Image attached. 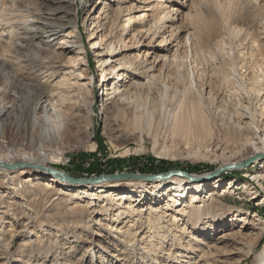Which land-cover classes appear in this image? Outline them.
<instances>
[{
  "label": "rangeland",
  "instance_id": "374dc122",
  "mask_svg": "<svg viewBox=\"0 0 264 264\" xmlns=\"http://www.w3.org/2000/svg\"><path fill=\"white\" fill-rule=\"evenodd\" d=\"M21 1L31 2L34 10H45L43 17L49 15L50 19L54 16L52 14L54 12L48 10L53 4L45 0H0V18L5 17L6 13L8 14L6 18L9 17V10L3 9L4 4L12 10L15 4ZM75 1V6L66 11L67 13H65L67 10L65 8L57 12L59 16L57 21L63 25L62 29L45 24L43 21L34 22L40 27L39 30L34 27L39 33L34 43L42 44V47L57 49L63 47L60 38L71 32L73 29L70 26L77 22L78 33L82 37V47L86 52L81 55L85 57V64L82 68L88 78H93L91 86L94 92L93 114L87 115L83 106V98L79 97L74 124L77 135L67 139L69 150H65L64 160L60 164H54L55 168L84 177L88 175L86 168L90 166L89 164L97 162L100 164L102 161L103 164L99 166L102 174H111V172L155 174L170 170H183L202 178L203 175L223 166V158L216 147L224 144L223 132L228 130V126L237 124L242 115L246 116L249 122L264 119V104H261L254 94H251L254 86L258 85V81H261L260 85L264 84V0H150L146 4L136 0H127L128 3L142 5L145 9L140 13L134 12L133 15L138 16L147 12L149 16L139 23H132L129 27L126 26L128 23L125 21L126 14L122 15L119 20L112 18V20L115 19V37H119L126 27L128 28L129 33L124 34L128 44L131 43L132 33L149 28L150 16L155 10L158 12L155 13L157 20L163 15H171L169 11L172 9L175 12L178 9L181 14L175 15L176 22L169 23L166 20V26L160 22L164 28L160 25L158 31L164 32L166 37L170 35L174 37L167 38L172 42L169 44L171 45L169 46L170 52L166 59L169 60L161 63V71L155 83L144 89L132 90V93L130 92L127 96L130 106L120 113L104 110L101 107V100L104 97L102 90L105 86L102 88V85H99L98 60L88 40L91 23L84 22V14L94 0ZM147 5H157V7L152 11V6L149 10L146 9ZM171 24L174 27L171 30L176 34L170 31ZM1 27L5 28V25L1 24ZM1 27L0 32H2ZM91 28L94 29L95 25ZM60 30L63 31L60 32ZM57 32L59 33L56 34ZM187 37H190L191 46L185 43ZM6 38H8L7 34L4 35V39ZM157 39L161 40L160 33L153 43L155 46L159 44ZM177 40L180 44L179 48L175 45ZM180 40L182 41L179 42ZM7 45L10 46L7 43L5 47ZM1 48L0 43V53L3 51ZM7 49L10 58L13 54H17L16 50L6 47ZM139 49L144 57L149 47ZM20 50V55L24 59H35L38 58L36 55H40V53L36 54L31 47ZM153 50L159 51L158 48ZM176 50L179 52L177 53ZM136 53L138 54V49L132 51V54ZM69 55L76 56L74 53ZM36 60L38 62V59ZM1 61L3 60H0V109L3 104L8 105L9 109L0 118L5 122V126H8L6 137L12 138L13 131L24 127L19 126L20 120L26 117L27 107H30L34 100L33 93L27 88L23 91L8 88V95L3 96V89H6L7 84L2 83L1 78L5 74V82L12 84L14 72L10 68L11 61L7 62L4 67ZM45 78H47L46 74H40L41 80ZM81 92L87 96L85 91L81 90ZM199 99L202 101L201 107L206 115L208 126H213L212 134L205 132L198 120L192 116L193 105ZM182 101L188 107L187 111L191 116V120L184 126L193 127L190 130L170 129V126H174L172 113L181 106ZM109 121L111 126L108 124ZM254 126L257 125L254 124ZM87 127L91 128V133L88 132ZM111 127L114 130L111 131ZM22 133H25L23 128ZM36 133L38 134V130ZM126 134L129 137H125ZM94 143H96L95 148L92 147ZM14 147L22 146L10 144V148ZM244 153L240 155H245ZM255 162L256 160L246 167L224 170L216 178L207 180V185L214 183L217 179L223 180L225 184L232 181L230 184L232 189L228 192L223 193L225 185L217 188L214 204L210 205L208 214L201 215L202 221L209 223L211 230L197 233L191 221L187 222V218L183 217L177 226L185 223L187 231L186 234L180 236V232L175 231L177 226L171 224V215L174 213L172 211H169L165 222L159 224L156 232L159 234L149 233L146 229L144 234L156 236L151 238L153 240L151 244L155 248L154 251H158L157 259L148 256L150 253L147 245L149 246L150 243L138 242L135 246H130V243L126 244L121 241L123 238L111 227L118 223L122 226L128 220L114 223L113 218L117 213L113 209L118 207L112 210H101V205L111 208L109 200L105 197L93 201L92 209H87V207L76 209L75 202L86 205L89 200L72 198L66 193L59 195L62 199L57 200L47 193L39 192L36 188L15 192L16 190H13L10 184H0V264H158L156 261L163 262L165 261L163 259H167L165 261L167 264H178L179 259L175 256L186 253L182 248H177L176 243L172 246L174 240L172 241L171 234L175 232L185 245L190 243L191 234L195 232L199 243L196 245L195 240L192 243L198 246L200 251V248L207 250L204 244H218L221 249H230L232 252L228 254L217 255L221 264H259L257 254L264 250V233L259 236L252 253L248 255L245 252L248 250L250 240L254 241V239L249 240L246 237L254 235V230L248 223L232 219L245 213L248 221L256 222L258 218L264 220V188L255 183L258 189L255 195L258 198H254L252 192L256 190L249 191L250 187H248L253 181L244 176L247 170H250V173L257 170ZM119 163H122V168L118 167ZM151 165L155 167L156 172H142ZM231 171L240 173V176L226 175ZM48 175L44 177L47 178ZM91 176L98 175L92 174L87 177ZM246 182L248 185L245 184ZM147 193L148 191L142 194L153 196ZM207 193L206 190L203 193L201 191L200 195L204 197ZM135 195L136 199L143 201L139 205L152 204V200L141 196V192ZM163 195L167 196L166 191ZM152 198L159 200V197L153 196ZM232 212L234 214H231ZM222 213H225V218L216 222L214 216ZM229 229L239 233L236 238L242 241L241 244H235L232 240L225 241L228 244L218 243L219 235ZM242 235L246 236V240L241 238ZM25 241H30V244L24 246ZM162 241H165L164 245ZM169 252L170 254L166 255ZM162 255L166 256L162 257ZM188 256L182 257L185 259H182L184 261L180 264L188 262L195 264L198 261L196 254H188ZM211 262L216 264L215 261Z\"/></svg>",
  "mask_w": 264,
  "mask_h": 264
},
{
  "label": "bare ground",
  "instance_id": "6f19581e",
  "mask_svg": "<svg viewBox=\"0 0 264 264\" xmlns=\"http://www.w3.org/2000/svg\"><path fill=\"white\" fill-rule=\"evenodd\" d=\"M45 1L53 4L52 7L48 9L50 12L51 10L54 12L52 13L54 16H51L52 18L50 19L49 15L43 17L45 10H34L31 5L32 3H28V1H21V3L15 4V8H11L12 10H10L7 4H4L3 7L4 10H9V17L6 18V13L5 17L0 18V27L1 24L5 25V28L1 27L2 32H0L1 50H3L0 53V60H3L1 61L3 67L7 65V62L11 61L12 64L10 68L14 72L12 84L5 82V74H3L1 78L2 83L7 84L6 89H3V96L6 97L8 95V88H14L19 91H23L27 88L33 93L34 101L30 107H27L26 117L21 119L19 123V126H24L22 128L25 133H22L21 128L13 131L12 138L6 137L8 126H5V122L0 118V163H34L36 165L55 167L54 164H60L64 160L65 150H69V144L66 143L67 139L77 135L74 124L76 123L75 110L79 104V97L83 98V106L86 109L87 115L93 114L92 104L94 101V92L91 89L93 78H88L82 68L85 64V57L81 55H84L86 52H84V48L82 47V37L81 34L78 33L77 22H74V24L70 26L73 29L71 32L66 33L63 38L59 37L61 39L60 43L63 46L61 47L62 49H59L60 47H58V49L54 47H42V44L34 43V39L39 34L35 29H40L34 22L43 21L45 24L54 27L58 26L62 29L63 25L59 24L57 21L59 20L57 12L65 8L67 9L65 13H67L66 11L72 6H75L76 1ZM136 1L146 4L149 3L150 0ZM124 4H126V6H123ZM127 4L129 5L127 6ZM157 5H151V10L153 11ZM151 6L147 5L148 8L146 9L149 10ZM165 8L167 9V7ZM143 10L145 9L142 5H136L132 2L128 3L127 0H94L90 8L84 14V22H90L91 27L95 25L94 29L91 27L89 28L88 40L91 42V49L98 60L100 72L99 85H102V88L105 86V89L103 88L102 90V95L104 97L101 100V107L104 110L108 109L114 113H120L128 108L130 106L127 99L128 94L134 89H144L148 85L155 83L161 71V63L168 58V53L170 52L169 46H171L169 44L172 42L170 40L168 41L167 38L172 35L166 37L164 32L158 31V29L161 25L160 22L166 26V20L169 23H173V21L177 20L175 15L181 14L178 9L176 12L174 9L170 10L169 12L171 15L168 14L169 16L163 15L162 17L160 15L161 18L158 20L155 17V13L158 12H155V10L150 16L149 28L140 29L132 33L130 44H128L126 37H124V34L128 32L127 27L119 37H115L116 27H114L115 19L112 20L113 17L119 20L122 15L126 14L125 21L128 22L126 26L129 27L132 23H139V21L149 17L147 12L139 14L138 16L133 15L134 12L140 13ZM15 17H17V19ZM164 26L162 27L164 28ZM172 26L173 24L169 26L171 27L170 31H173L171 30L174 28ZM131 30H133L132 27ZM62 31L63 30H60V32ZM161 32L163 34H161ZM58 33L59 32L56 34ZM159 33L161 40L159 41L157 39L159 44L155 46L153 43ZM6 34L8 38L4 39V35ZM173 37L174 36H172V38ZM178 40L175 44L177 45L176 47L180 45L178 44ZM146 41L148 42L145 43ZM181 41L182 40L179 42ZM7 43H9L10 46L7 45L6 47L14 49V51L16 50L18 55L15 53L11 58L9 57L7 54L8 49L6 50L5 47ZM185 43H189V46L192 45L190 37L186 38ZM145 46L149 47V49L145 52V56L143 57L139 48H144ZM25 47H31L36 51V54L40 53V55H36L38 58L24 59V57L20 55V49ZM154 48H158L159 51H154ZM134 49H138V54H132ZM152 50L153 52H151ZM75 52L77 54H75ZM70 53H74L76 56H71L72 54L69 55ZM36 59H38V62ZM42 73L46 74L47 77L44 80L40 79V74ZM193 82H195L194 78ZM258 82L260 83L261 81ZM259 83L258 85L256 84L257 86H254L253 93L251 94H254L257 100H259L261 104H264V84L260 85ZM256 88H259V90ZM81 90L85 91L87 96H84ZM201 105L202 101L199 99L197 103L193 105L192 116L198 120L202 125L201 128L205 132L208 131L212 134L213 126H208V121ZM8 109L9 106L3 104L0 109V116L6 114ZM187 109L188 107L185 106V103L182 101L181 106L172 113L174 126H170V129L186 128L190 130L193 127L184 126L191 120V116ZM246 118V116L242 115L241 120H239L237 124L227 127L228 130L223 132L224 144L217 145L216 149L220 151V155L223 158V165L236 164L239 167H246V165L249 166V164H247L249 160H252V163L256 160L255 164L257 165V170L251 173L250 170H247L244 176H246L248 180L253 181L252 183L249 182L251 184L248 186L250 187L249 191H254L255 189L256 191L252 192V194L255 196L254 198H258V196L255 195L258 191L255 183L264 188V157H261L264 156V119L261 118V120L249 122ZM108 124L110 126L112 125L110 121ZM254 124L257 126H254ZM36 130H38V134ZM87 130L91 133L90 127H87ZM110 130L112 131L114 128L111 127ZM27 131H29V134H27ZM125 137H129V135L126 134ZM9 143L22 147L10 148ZM92 147L95 148L96 143H94ZM242 152H245V155H240ZM249 157L250 159L246 160ZM245 160L246 162H244ZM47 175L48 173L33 168L11 170L7 167L0 166V184H10L12 189L14 188L13 190H16L15 192L23 189L36 188L39 192L47 193L51 195L50 197L56 198L57 200H61L62 198L59 195L64 193L70 195L72 198H87V200H89L86 205L75 202L74 207L76 209H86V207L87 209H92L93 201L105 197L109 200L111 208H107L106 205H101V210H112L114 207H118L113 209L117 213L116 215L114 214L116 217L114 216L113 222L117 223L121 220H128L127 222H129H126V224L124 222L122 226L119 223L112 225L111 229L123 238L121 241L126 244L130 243V246H135L138 242L150 243L149 246L147 245L150 253L148 256L155 259H157L156 256H158V251H154L155 248L153 244H151V241H153L151 238L156 236L152 234L147 235L148 233L144 234L146 229L149 233H156L159 224H162L161 222L168 216L169 211H172L174 213L171 215V224L173 223L177 226L183 217H186L187 222L191 221V224L196 227L197 233L207 232L211 230L209 227L210 224L202 221L201 215L208 214V209L214 204V195L217 194L218 187L225 185L223 186V193L232 189V185H230L232 181L225 184L223 180L217 179L214 183L207 185L206 183L209 179L203 177L191 179L180 175H174L168 179H155L150 181L139 179L113 180L102 182L97 185L86 186H71L61 182L59 178L53 175H48V177L45 178L44 176ZM245 184H247V182ZM247 185L246 188H248ZM161 187H163V189H160ZM205 190L208 191V193L203 197L200 193L201 191L203 193ZM147 191V194H153L156 198L159 197V200L164 198L163 201L153 199V196L149 197L146 194H142ZM164 191H166L167 196L163 195ZM139 192H141V196L150 198L152 204L139 205V203L143 202L136 199L137 196L135 194H139ZM188 207L190 209H188ZM231 214L234 213L232 212ZM186 218H184V220ZM223 218H225V213L214 216L216 222ZM232 219L246 222L252 227V230H254V235L252 236H241V238L245 240L246 238L249 240L251 238L254 239V241L250 240L248 250L245 252L250 255L255 247L257 239L264 233V220L258 218L256 222L248 221L245 213L239 214L238 218L233 217ZM175 231H179L180 236L186 234L187 227L185 223L178 225ZM177 232L171 234L172 241L174 240L172 246L176 243V247L182 248L186 253L185 255L177 253L179 255H176L175 258L179 259L177 260L178 264L184 261L182 259L185 258L182 257H189L188 254H196V256H198V261H196L195 264H215L211 261H215L216 264H221L217 255L220 256L232 252L230 249H221L218 244H204L207 250H205V248H200V251L199 247L196 246L197 243H199V239L195 236V232L191 234L190 243H187V245L183 244ZM237 235H239V233L236 230L229 229L219 235L218 243L232 240L235 244H241L242 241L236 238ZM193 240L196 241V245H193ZM163 242L165 241H162V244ZM225 243L228 244L227 242ZM29 244L30 241L24 242V246ZM198 251H200V253ZM197 253H199V255H197ZM168 254H170V252L166 253V255ZM166 255H162V257ZM163 260L166 261L167 259ZM165 261L156 262L158 264H167ZM168 261H170V259H168ZM257 262L259 264H264V250L257 254ZM187 264L191 263L188 262Z\"/></svg>",
  "mask_w": 264,
  "mask_h": 264
},
{
  "label": "water",
  "instance_id": "95a60500",
  "mask_svg": "<svg viewBox=\"0 0 264 264\" xmlns=\"http://www.w3.org/2000/svg\"><path fill=\"white\" fill-rule=\"evenodd\" d=\"M264 157V156H261ZM252 160H249L247 164H251ZM0 166L7 167L8 169H20V168H33L38 171L46 172L49 175L56 176L59 180L65 184L71 186H86V185H97L102 182L113 181V180H124V179H139V180H155V179H168L174 175L185 176L191 179H195L197 176L188 173L183 170H170L167 172H160L155 174H142V173H124V172H115L113 174H101L99 176L91 177H78L50 166L36 165L33 163H17V164H5L0 163ZM239 167L236 164L233 165H223L212 172H209L203 175L204 178L212 180L220 175L224 170H231L233 168Z\"/></svg>",
  "mask_w": 264,
  "mask_h": 264
},
{
  "label": "trees",
  "instance_id": "16d2710c",
  "mask_svg": "<svg viewBox=\"0 0 264 264\" xmlns=\"http://www.w3.org/2000/svg\"><path fill=\"white\" fill-rule=\"evenodd\" d=\"M100 142V141H99ZM85 156V155H84ZM84 156H82V157H84ZM100 164H103L102 163V161H101V163ZM100 164H99V162H97L96 164L94 163V164H89L90 166L88 167V168H86V174H88L87 176H90V175H92V174H95V175H101L103 172H101L100 171V168H99V166H100ZM118 167L119 168H122L123 167V165H122V163H119L118 164ZM163 167V166H162ZM120 170H122V169H120ZM142 171V170H141ZM157 170L155 169V167L154 166H150V168H145V169H143V173H153V172H156ZM114 172H111V174H113ZM226 175H229L230 177H234L235 175H237V177H239L240 176V173H238V172H229V173H227ZM229 176H226V177H229Z\"/></svg>",
  "mask_w": 264,
  "mask_h": 264
}]
</instances>
